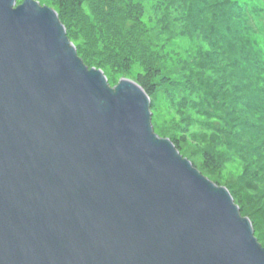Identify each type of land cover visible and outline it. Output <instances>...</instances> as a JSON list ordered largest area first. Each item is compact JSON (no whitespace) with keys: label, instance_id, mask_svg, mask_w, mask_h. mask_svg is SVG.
<instances>
[{"label":"water","instance_id":"water-1","mask_svg":"<svg viewBox=\"0 0 264 264\" xmlns=\"http://www.w3.org/2000/svg\"><path fill=\"white\" fill-rule=\"evenodd\" d=\"M149 106L86 67L53 8L0 0V264H264Z\"/></svg>","mask_w":264,"mask_h":264},{"label":"trees","instance_id":"trees-1","mask_svg":"<svg viewBox=\"0 0 264 264\" xmlns=\"http://www.w3.org/2000/svg\"><path fill=\"white\" fill-rule=\"evenodd\" d=\"M153 2L148 9L142 0H48L71 27L68 34L76 30L85 40L86 50H78L85 64L99 68L110 62L121 68L137 63L146 78L163 72L166 63L179 69L171 73L177 81L167 80V92L183 94L178 106L184 109L180 123L185 129L196 122L203 127L215 124L213 130L202 132L209 133L208 142L227 148L240 144L252 156L243 158L242 172L250 187L229 190L238 201L241 195L248 202L250 213L259 217L253 222L258 226L264 223V203L255 207L241 190L256 189L253 180L264 178V0ZM170 6L180 10L177 19L168 13ZM149 18L155 20L154 27L146 24ZM153 30L159 37L168 30L177 40L171 55L164 52L163 43L154 48ZM152 90L147 91L152 95ZM255 231L262 235L259 228Z\"/></svg>","mask_w":264,"mask_h":264},{"label":"rangeland","instance_id":"rangeland-1","mask_svg":"<svg viewBox=\"0 0 264 264\" xmlns=\"http://www.w3.org/2000/svg\"><path fill=\"white\" fill-rule=\"evenodd\" d=\"M35 1H37L40 6L44 5L53 8L57 12L54 7L48 4V0ZM167 1L169 2L170 0ZM21 2L22 0H16V5L20 4ZM153 3V0H150L149 2L148 0H144V2L142 0V4L145 8L148 9L149 7H152ZM174 8L175 7L170 6V8L168 9V13H171L172 19L174 17L177 19L180 15V10L175 11ZM58 18L65 28L67 38L74 45L77 56L84 63L83 59L78 54V50H81L79 46L83 47L84 50H86L84 45L85 40L78 35V32L76 30H74V33L68 34L67 31H69V28L71 29V27H68L66 23L61 20L59 15ZM169 19V17H165V20ZM154 23L155 20L153 18H149L148 23L146 24H149L150 27H154ZM168 25L171 26V23H169ZM153 31V37L156 38V40L153 39V41L157 43V46L154 48L160 49L159 44L163 43L164 52H168L171 55L170 52L177 49V40L173 37L172 34L168 32V30H166V32L164 30V34H162L160 37L156 36L155 32L157 30ZM69 35L73 36V38ZM157 40L159 41V43ZM182 45L184 46L183 42ZM186 45L187 42L185 46ZM76 47L78 49H76ZM99 47L103 49L102 45H99ZM193 51V49H190V52ZM102 63H104V65H101L99 68L95 67V65H89L85 63L84 64L87 68L93 67L95 69H100L105 75L107 83L110 87L115 86L119 82L120 78H129L134 82L138 83L149 98L150 123L153 133L156 136L167 138L173 144L174 148L178 151V153L182 157L187 159L191 163L192 167H194L201 175H203L215 185L225 187L229 192L230 186H234L235 188L238 186L239 188H242L244 186L250 187V185L245 181V179L242 178V172L244 169L243 158L249 159V157L252 158V156H250L246 150H243L240 144H237L236 148H227L226 146L215 147L213 144L208 142L209 133H207L208 131H211L213 130V128L216 127L215 124L207 125L204 123L203 127L198 122H196L188 130H186L184 127V123H180V119L183 116L184 109H182L178 105L183 94L179 93L177 90H173L170 93L167 92V80L170 78L172 81H177L175 80L177 76H172L171 73L178 72V68L175 69L171 67L169 63H166V68L163 70V72H161L160 74H157V72L151 73V76H149V78H146L145 73H143V67L137 63H130L129 65H126L125 67L121 68H114L110 62ZM105 64L108 65L105 66ZM161 74L162 76H160ZM149 87H153L152 95L149 91H147ZM177 110L180 113L176 116ZM191 114L192 118H195V116H193V113ZM204 119L205 118L202 119L203 122ZM205 130L207 132L203 134L202 132H204ZM211 159H213L214 161H212ZM247 175L250 176L249 172L247 173ZM253 182L255 183L256 189H243L241 190V193L246 194L249 199V202H251L252 204L254 203V206L256 207L259 202L260 205L261 201H263L262 203H264V178H259L258 181L253 180ZM230 194L233 198L234 203L239 208L240 215L247 217L250 220L254 231V237L260 243V245L264 247V240H261V237H264V229H262L264 228V223H259L258 226L253 225V222H255L254 219H258L259 217H253L252 213H250V210L247 207L248 202H246V200L243 199L241 195L239 197L240 201H238L231 192ZM241 205L243 206L244 211H246L247 214H245V212L241 210ZM257 228H259L262 232L261 236L260 234L256 233L255 230Z\"/></svg>","mask_w":264,"mask_h":264}]
</instances>
